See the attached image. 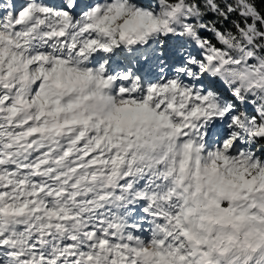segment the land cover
Listing matches in <instances>:
<instances>
[{
  "label": "snow or ice",
  "instance_id": "6c2138e0",
  "mask_svg": "<svg viewBox=\"0 0 264 264\" xmlns=\"http://www.w3.org/2000/svg\"><path fill=\"white\" fill-rule=\"evenodd\" d=\"M0 264H264V0H0Z\"/></svg>",
  "mask_w": 264,
  "mask_h": 264
},
{
  "label": "clouds",
  "instance_id": "9594fccd",
  "mask_svg": "<svg viewBox=\"0 0 264 264\" xmlns=\"http://www.w3.org/2000/svg\"><path fill=\"white\" fill-rule=\"evenodd\" d=\"M136 22H137V18L136 17H129L128 18V25L123 33V35L125 36V42H124V46L125 49H127L128 47V41L136 38L138 39V33L136 32ZM123 23L122 21H117L115 24H112V28L115 29L117 27L118 24ZM229 144L231 143V141L229 140L228 142Z\"/></svg>",
  "mask_w": 264,
  "mask_h": 264
},
{
  "label": "rangeland",
  "instance_id": "374dc122",
  "mask_svg": "<svg viewBox=\"0 0 264 264\" xmlns=\"http://www.w3.org/2000/svg\"><path fill=\"white\" fill-rule=\"evenodd\" d=\"M4 2H10V0H4ZM142 6H143V4H142ZM133 66H134L136 72L138 74L144 75L145 78H148V77H151V76H154L155 75L154 72H151V71H149L147 69V67H146V65L144 63H141L138 66L134 64Z\"/></svg>",
  "mask_w": 264,
  "mask_h": 264
}]
</instances>
